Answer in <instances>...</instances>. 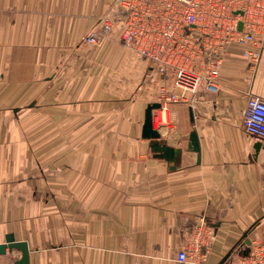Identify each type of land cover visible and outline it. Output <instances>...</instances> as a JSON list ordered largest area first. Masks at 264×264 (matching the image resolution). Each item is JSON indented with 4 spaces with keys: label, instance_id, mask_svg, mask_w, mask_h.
Here are the masks:
<instances>
[{
    "label": "crops",
    "instance_id": "obj_1",
    "mask_svg": "<svg viewBox=\"0 0 264 264\" xmlns=\"http://www.w3.org/2000/svg\"><path fill=\"white\" fill-rule=\"evenodd\" d=\"M70 8L0 0V244L26 241L30 264H184L178 252L204 221V264L264 249V147L242 126L249 95L264 99V35L219 48L217 93L153 111V124L165 114L162 140L182 148L173 168L142 136L160 84L148 61L111 51L116 36L74 50L97 19L90 0L85 17ZM21 254L7 249L0 264Z\"/></svg>",
    "mask_w": 264,
    "mask_h": 264
},
{
    "label": "built area",
    "instance_id": "obj_2",
    "mask_svg": "<svg viewBox=\"0 0 264 264\" xmlns=\"http://www.w3.org/2000/svg\"><path fill=\"white\" fill-rule=\"evenodd\" d=\"M110 3L101 27L91 29L85 41L96 45L116 36L123 45L133 47L149 63L148 78L160 81L157 102L161 108L171 102L188 101L187 92L217 93L222 63L217 53L219 48L233 41L257 43L264 35V0H113ZM218 32H222L221 38L217 37L221 34ZM242 126L264 143L262 97L249 95ZM213 232L204 221L197 223L187 235V244L179 250L178 260L184 264H204ZM239 264H264V249L249 248Z\"/></svg>",
    "mask_w": 264,
    "mask_h": 264
},
{
    "label": "water",
    "instance_id": "obj_3",
    "mask_svg": "<svg viewBox=\"0 0 264 264\" xmlns=\"http://www.w3.org/2000/svg\"><path fill=\"white\" fill-rule=\"evenodd\" d=\"M241 26L242 23H240L239 28H241ZM160 108H161V104L159 102H153L148 104L145 111L142 136L149 140V145L151 149L155 152V155L157 157L165 159L167 162L171 164L173 168H175L180 161L182 148L174 147L167 144L164 140H162L160 131L157 128H154L153 111ZM255 147L257 149L260 147H264V143L259 140L258 143H256ZM188 148L199 153L200 146L198 142L197 132L195 130H192L190 132ZM244 238L247 245L249 246L251 240L248 237L247 232L244 233ZM7 239L9 240L8 243L0 244V255L6 254L7 249L13 250L16 248L20 250L22 254L21 257L18 260H16L13 264H30V251H29L28 243L26 241H16L13 234H8ZM248 251H249V247H247V249L243 251L242 255H246ZM231 253L232 250L229 251L220 260L218 264H224V262L229 258Z\"/></svg>",
    "mask_w": 264,
    "mask_h": 264
},
{
    "label": "rangeland",
    "instance_id": "obj_4",
    "mask_svg": "<svg viewBox=\"0 0 264 264\" xmlns=\"http://www.w3.org/2000/svg\"><path fill=\"white\" fill-rule=\"evenodd\" d=\"M88 1L89 0H47V4L51 5L52 3H55L56 4V9H57V7H60V6H62L63 8L66 7V8L71 9L70 7H73V4L78 5V7L80 8L81 5H84V4L88 3ZM112 1L113 0H90V2L93 4V9L92 10H93V13H94V17H95V19H97V21L95 22V25L93 27H91L88 31H86L87 29L85 28L86 27L85 25H83V24L80 25L81 28L83 27L84 32L86 31V34H83L82 38H80L79 41L77 42V45L74 44L73 47L71 45V47L74 50L83 49V48L94 50L95 48L97 49L98 47L101 48L100 46H102V44L105 43V42H103V43L96 44V45H89L85 41V37L90 32V30L93 29L94 27H96V26L101 27L102 18L108 15L109 7L111 5L110 2H112ZM69 9H66V10H69ZM47 12H53V10L49 9V10H47ZM77 13H79L78 14L79 16H84L85 17V15L83 14L84 11L81 8L77 10ZM114 44H115L114 46L110 47L111 51H114V50L118 51L120 49V50H126L127 52L128 51L134 52L136 54L135 59L133 57L131 60L129 59V61L133 65L137 66L136 65L137 64V52L134 50L133 47L125 46L120 41H118V42L115 41ZM141 59H143V58H141ZM136 83L137 82H134L135 85H137ZM165 122H166L165 121V114H163V111H162L161 115H160V119L158 118L156 124H153V126H154V128H157V127H160V123H165Z\"/></svg>",
    "mask_w": 264,
    "mask_h": 264
}]
</instances>
